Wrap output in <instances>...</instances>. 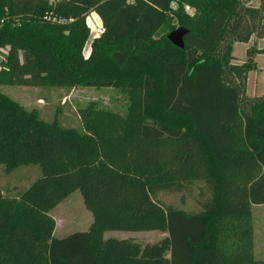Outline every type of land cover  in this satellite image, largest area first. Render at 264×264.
<instances>
[{
	"label": "trees",
	"instance_id": "16d2710c",
	"mask_svg": "<svg viewBox=\"0 0 264 264\" xmlns=\"http://www.w3.org/2000/svg\"><path fill=\"white\" fill-rule=\"evenodd\" d=\"M93 12L105 32L87 56ZM179 28L183 48L168 38ZM253 37L264 0H0V86L113 87L130 101L90 102L80 129L0 89V163L42 171L17 194L0 185V264H264L252 211L264 205V93L247 94L264 46L242 63L233 52ZM192 187L194 211L159 198L185 203ZM77 190L93 223L57 237L51 210ZM154 230L168 238L153 257L105 238Z\"/></svg>",
	"mask_w": 264,
	"mask_h": 264
},
{
	"label": "rangeland",
	"instance_id": "374dc122",
	"mask_svg": "<svg viewBox=\"0 0 264 264\" xmlns=\"http://www.w3.org/2000/svg\"><path fill=\"white\" fill-rule=\"evenodd\" d=\"M252 3L257 6L260 0H252ZM254 39L256 41L251 44H256L259 47L261 45L259 44V39L256 37ZM247 48V44L237 43L234 48L237 63L247 60ZM255 58L258 61L259 67L249 73L247 82V94L252 97L260 96L264 92V54L262 57ZM0 89L26 108L39 109L46 120L53 121L57 116L62 125L80 129L82 128V121L79 115L80 108L85 107L90 102H95L98 106L121 112L125 111L130 104L129 99L113 87H75L67 89L60 87L40 88L1 85ZM41 174L42 171L39 165L22 166L8 174L0 163V185L11 194H17ZM199 194L198 188L192 187L184 194L186 196L185 203L182 202V193H160L159 198L168 204L194 211L198 209L196 203L199 196H201ZM252 211L255 226V256L259 259H264V205H253ZM51 215L55 217L57 222L55 235L60 238L75 231L88 230L94 220L93 214L87 209L79 190L73 192L71 196L52 209ZM111 236H117L119 239L130 238L140 244L143 249L153 247L152 250L144 252V255L152 257L158 256L160 253V248H154V246H164L168 238L165 233L158 230L106 232V239Z\"/></svg>",
	"mask_w": 264,
	"mask_h": 264
},
{
	"label": "crops",
	"instance_id": "0c3cea01",
	"mask_svg": "<svg viewBox=\"0 0 264 264\" xmlns=\"http://www.w3.org/2000/svg\"><path fill=\"white\" fill-rule=\"evenodd\" d=\"M87 22H88V24H89V26H91L92 24H94V22H95V24H102L101 22V18L99 17V15L97 14V13H95V12H93L89 17H88V19H87ZM254 41H256V39H254V37L250 40V42L249 43H245V44H247L248 45V48H249V46L251 45V43H253ZM259 41V44H261L259 47H263L264 46V38H262V39H259L258 40ZM237 43H243V42H236L235 44H234V47H233V52H234V48H235V46L237 45ZM257 43V42H256ZM248 48H247V51H248ZM90 51H91V42H89L88 44H87V46H86V48H85V54L86 55H88V54H90ZM262 55H263V53H258L257 54V56L256 57H262ZM257 64H258V61H257ZM258 67H259V65H258ZM257 67V68H258ZM251 72V71H250ZM249 72V73H250ZM249 75V74H248ZM247 82H248V79H247ZM264 93V92H263ZM262 93V94H263ZM261 94V95H262ZM255 227V226H254ZM163 233H165V235H167L168 236V233L167 232H163ZM111 237H116V238H118L117 236H111ZM122 239H124V238H122Z\"/></svg>",
	"mask_w": 264,
	"mask_h": 264
},
{
	"label": "water",
	"instance_id": "95a60500",
	"mask_svg": "<svg viewBox=\"0 0 264 264\" xmlns=\"http://www.w3.org/2000/svg\"><path fill=\"white\" fill-rule=\"evenodd\" d=\"M187 31L183 28H179L172 33L169 34L168 38L170 41L176 45L177 47L183 48L185 46L184 43V36L186 35Z\"/></svg>",
	"mask_w": 264,
	"mask_h": 264
},
{
	"label": "built area",
	"instance_id": "2783aa9c",
	"mask_svg": "<svg viewBox=\"0 0 264 264\" xmlns=\"http://www.w3.org/2000/svg\"><path fill=\"white\" fill-rule=\"evenodd\" d=\"M187 9V11H191V9H190V7H187L186 8ZM192 13V12H191ZM66 21H68L67 19H64L63 20V22H66ZM102 23V22H101ZM91 37H90V41L89 42H92V40L93 39H95V38H97V37H100L104 32H105V28H104V26H103V24H95V22H94V24H92L91 26ZM88 42V43H89ZM89 55V54H88ZM87 55V56H88Z\"/></svg>",
	"mask_w": 264,
	"mask_h": 264
}]
</instances>
